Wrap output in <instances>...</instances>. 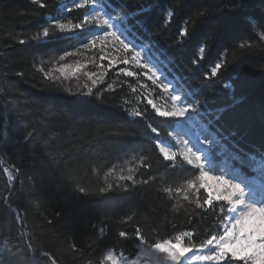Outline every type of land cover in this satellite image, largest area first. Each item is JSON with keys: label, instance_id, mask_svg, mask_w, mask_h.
Returning a JSON list of instances; mask_svg holds the SVG:
<instances>
[{"label": "trees", "instance_id": "16d2710c", "mask_svg": "<svg viewBox=\"0 0 264 264\" xmlns=\"http://www.w3.org/2000/svg\"><path fill=\"white\" fill-rule=\"evenodd\" d=\"M93 1L63 19L82 23ZM98 1L165 64L189 102L199 101L212 133L222 129L231 168L254 177L252 159L264 163V0ZM43 3L0 0V264H107L108 251L133 257L140 241L183 234L188 247L204 245L228 204L193 185L199 168L161 156L176 119L133 103L125 86L80 98L49 85L34 62L56 41L31 36L63 2ZM221 60L218 78L204 79Z\"/></svg>", "mask_w": 264, "mask_h": 264}, {"label": "rangeland", "instance_id": "374dc122", "mask_svg": "<svg viewBox=\"0 0 264 264\" xmlns=\"http://www.w3.org/2000/svg\"><path fill=\"white\" fill-rule=\"evenodd\" d=\"M62 2L57 17H47L44 28L64 22L62 16L85 5V0ZM79 25V29L54 31L36 39L44 42L56 41L49 43L51 45L36 56V70L43 68L47 71L53 67L47 61L80 49L81 55L69 56L66 61L61 62L72 65L76 62L87 64L85 69L77 73V77L66 82L67 87L73 89L71 95L91 97L125 86L133 103L140 99L145 100L158 115L174 117L175 127L169 134L171 144L160 143V154L167 160L178 156L189 166L199 168V177L193 181V185L203 187L211 198L223 199L228 204V214L221 224L220 232L202 246L188 247L187 234L153 246L140 241L133 257L112 251L115 258L110 261L107 260L106 252L104 262L264 264V183L260 180L264 177V163L252 159L254 166L251 171L255 175L251 179L243 178L231 168L229 161L222 157L225 146L207 127L204 121L206 116L199 108L194 113L189 111L191 104L195 103L188 101V93L184 95L176 80L166 74L164 63L127 33L121 16L108 14L101 2L94 0L87 6L83 21ZM88 60L91 63H87ZM100 60H104L102 65ZM39 72L43 75V72ZM123 79L130 81L124 82ZM58 86L64 90L65 83L61 82ZM77 87L80 88L79 93H76ZM88 88L93 89L91 94H85ZM209 140L213 141L212 145H209ZM5 172L13 181L12 172L8 169ZM119 174L118 169L111 173L116 177ZM237 202H244V207L236 210L234 207ZM222 256H227V259H222ZM237 256L240 259L233 258Z\"/></svg>", "mask_w": 264, "mask_h": 264}, {"label": "snow or ice", "instance_id": "6c2138e0", "mask_svg": "<svg viewBox=\"0 0 264 264\" xmlns=\"http://www.w3.org/2000/svg\"><path fill=\"white\" fill-rule=\"evenodd\" d=\"M32 3H35L37 5H39V7H46V5L43 3V0H31ZM236 7H239V3L235 4L233 9L234 10ZM262 10H264V5H261ZM199 15H204L203 12L198 13ZM172 16V11L169 10L166 19L169 20ZM81 28V25L79 24H74L72 20H66L64 22H59L56 23L54 25V27H49V28H44L42 29L39 33L34 34L31 36V40H36L38 37H45L47 35H49L50 32H54V31H72L73 29H79ZM185 35H187V31L186 28H182L180 33H179V37L182 38ZM259 35V39L261 41H264V35H261L260 33H258ZM27 40L25 39H21L19 41V43L23 44L25 43ZM247 45L245 43H241L240 44V48L244 49L246 48ZM199 52L201 53V55L205 52V47L204 45H202L199 49ZM76 55H81V50L77 49L75 52H66L63 55H60L58 58H56L55 60H49L46 63H51L53 65L52 68L48 69L47 71H45L43 68L38 69V71L43 72L44 75V79L47 80L49 82V85L55 87L58 84H60L61 82L65 83V88L64 90L66 92H68L69 94L73 93V89L67 87L66 82L70 81L72 78L77 77V73L80 72L81 69H85L87 67L86 63L81 64L80 62H76L75 65L69 64V63H61L66 61V58L69 56H76ZM104 60H100L101 65L103 64ZM87 63H91V61H87ZM197 61L194 60V64H196ZM227 65L224 63L223 60H221L220 62H217L212 68H211V76H207L205 75L204 79H212V78H218L219 74L223 71V69L226 67ZM17 75H20V73H17ZM103 82V81H101ZM221 87L226 88V89H234V85L231 84L230 88L224 87V83L221 84ZM92 88H88L87 92L85 94H91L92 92ZM80 92V88H76V93ZM97 97H99V94H97ZM180 97V96H178ZM181 98V97H180ZM198 105H199V101L196 102L195 104H191V106L189 107V111L190 112H196L198 110ZM224 107L228 110H230V105H224ZM129 115H134L133 112H129ZM215 131V130H214ZM220 133H222V129L220 130L219 133H216V137H219V140H224L223 135H220ZM209 145H212L213 141L209 140L208 141ZM127 179H131V177H127ZM111 185H109L108 187L101 189L102 192H106L110 189ZM242 194V193H241ZM230 254V253H229ZM234 259H240V257H233ZM222 259H227V256H222Z\"/></svg>", "mask_w": 264, "mask_h": 264}, {"label": "bare ground", "instance_id": "6f19581e", "mask_svg": "<svg viewBox=\"0 0 264 264\" xmlns=\"http://www.w3.org/2000/svg\"><path fill=\"white\" fill-rule=\"evenodd\" d=\"M235 205H236V207H234V208H237L236 210H240L244 207V202H237V204H235ZM235 215H236V213H235ZM106 256H107V260H110V261L114 260V258H115L112 251L107 252Z\"/></svg>", "mask_w": 264, "mask_h": 264}]
</instances>
